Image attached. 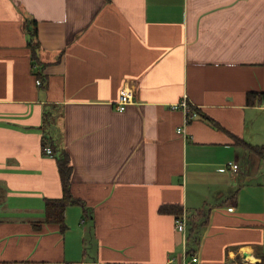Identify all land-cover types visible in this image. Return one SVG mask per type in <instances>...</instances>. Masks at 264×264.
Segmentation results:
<instances>
[{"label":"crops","instance_id":"obj_1","mask_svg":"<svg viewBox=\"0 0 264 264\" xmlns=\"http://www.w3.org/2000/svg\"><path fill=\"white\" fill-rule=\"evenodd\" d=\"M50 141L85 204L64 230ZM185 242L264 264V0H0V264H180Z\"/></svg>","mask_w":264,"mask_h":264},{"label":"trees","instance_id":"obj_2","mask_svg":"<svg viewBox=\"0 0 264 264\" xmlns=\"http://www.w3.org/2000/svg\"><path fill=\"white\" fill-rule=\"evenodd\" d=\"M31 33H33L34 36L37 37L38 35V29L37 28H31L30 29ZM32 47H36L37 41H33L31 39ZM257 95H261L258 92H249L248 93V101L251 103L255 102V97ZM53 153L57 155L58 158V165H59V170L61 174V179H62V184H63V196L59 198H51L47 200V206H46V219L49 222H56L59 223L60 227L62 230L66 228L65 224V209L69 204L73 203H80L82 205H85L82 199L75 197L72 193V186H71V173H72V164H71V158L70 154L65 150L61 149L58 144H55L53 141L49 142ZM161 211H171L180 216L183 212V208L178 205H164L161 206L160 208ZM204 215V211L201 210L199 211L195 216L196 217H202ZM197 218L192 219V227H191V232H195L196 228L199 224ZM190 232V234H191ZM104 264H137V263H104ZM240 264H245V263H240ZM262 264V263H261Z\"/></svg>","mask_w":264,"mask_h":264},{"label":"built area","instance_id":"obj_3","mask_svg":"<svg viewBox=\"0 0 264 264\" xmlns=\"http://www.w3.org/2000/svg\"><path fill=\"white\" fill-rule=\"evenodd\" d=\"M37 83H40V80H37ZM134 102V90L132 86H124L122 91H121V96L117 104V108L119 110H124L126 106L130 103ZM172 108L178 109L181 108L185 111L186 116H185V122L182 126L178 127V132L182 133L183 135H187V130H186V124L190 122V120L194 117H197L199 115V112L195 109H191L190 102L188 100V97L185 95L183 100L180 102H176L172 104ZM47 153H52V147L47 146L46 147ZM233 170H237L239 168V165L236 162H229ZM176 227L179 231H181L184 236H185V241L187 240V228H188V216L184 212L180 216L177 217L176 219ZM190 256V257H189ZM199 258L197 255L192 254L190 255V250L187 245V242H185V251L183 253V259L180 262V264H191V262H198ZM175 258H170L167 261V264H174Z\"/></svg>","mask_w":264,"mask_h":264},{"label":"bare ground","instance_id":"obj_4","mask_svg":"<svg viewBox=\"0 0 264 264\" xmlns=\"http://www.w3.org/2000/svg\"><path fill=\"white\" fill-rule=\"evenodd\" d=\"M246 252H248L247 257L250 259H254V257L251 255L250 251H248L247 249H245Z\"/></svg>","mask_w":264,"mask_h":264}]
</instances>
